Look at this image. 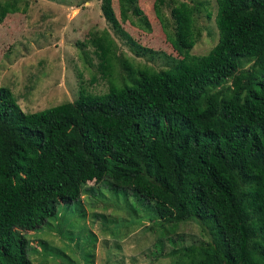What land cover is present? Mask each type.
<instances>
[{
	"label": "trees",
	"instance_id": "obj_1",
	"mask_svg": "<svg viewBox=\"0 0 264 264\" xmlns=\"http://www.w3.org/2000/svg\"><path fill=\"white\" fill-rule=\"evenodd\" d=\"M121 1L124 18L132 0ZM215 3L217 38L203 54L191 52L201 34L194 7H172L166 36L177 57L163 67L115 55L105 32L88 39L103 93L79 85L71 101L24 112L0 85V264H32L24 232L86 181L152 201L159 235L164 223L196 222L204 238L171 248L178 264H264V0ZM125 37L135 54L155 52Z\"/></svg>",
	"mask_w": 264,
	"mask_h": 264
},
{
	"label": "rangeland",
	"instance_id": "obj_2",
	"mask_svg": "<svg viewBox=\"0 0 264 264\" xmlns=\"http://www.w3.org/2000/svg\"><path fill=\"white\" fill-rule=\"evenodd\" d=\"M0 1V85L11 90L24 112L71 101L79 85L92 93L107 90L108 81L96 70L97 59L88 44V39L103 32L112 40L115 55L133 64L165 66L177 57L166 34L174 25L170 10L180 1L194 7L201 27L191 52L206 53L217 38L215 0H132L124 4V18L121 0H11L19 11L5 8L3 1L8 0ZM200 2L210 10V18L198 10ZM100 5L111 9L117 29L104 19ZM124 34L155 52L135 54ZM114 69V74L121 71L118 65ZM92 76L95 81L89 83ZM79 189L77 197L60 204L42 226L24 232L32 264H178L170 249L204 238L192 220L173 227L164 223L165 233L159 235L152 201L102 181H86ZM14 203L9 198L8 204ZM157 239L161 241L159 254Z\"/></svg>",
	"mask_w": 264,
	"mask_h": 264
}]
</instances>
